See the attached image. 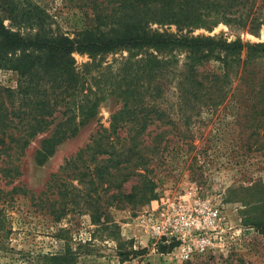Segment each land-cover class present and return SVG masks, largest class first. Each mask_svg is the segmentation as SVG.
Returning a JSON list of instances; mask_svg holds the SVG:
<instances>
[{
	"label": "trees",
	"instance_id": "1",
	"mask_svg": "<svg viewBox=\"0 0 264 264\" xmlns=\"http://www.w3.org/2000/svg\"><path fill=\"white\" fill-rule=\"evenodd\" d=\"M76 1L91 11L94 21L71 36L54 30L47 21L50 15H29L15 0H0V68H11L19 76L17 89L0 86L1 170L6 175L18 173L13 159L23 155L31 138L55 123L37 152V161L43 164L58 144L95 118L103 104L116 99L120 106L112 113L110 126H101L62 167L78 181L70 190L78 197L73 205L88 203L93 222L102 223L115 202L127 206L154 199L150 165L163 135L151 146L145 133L158 123L179 128L171 115L174 106L187 126L200 103L215 104L227 95L235 77L247 91L264 96V70H257L264 62V42L192 34L198 24L221 14L219 0ZM9 12L15 22L23 15L24 23L37 25V30L22 33L8 27L4 14ZM247 20L243 18V25ZM154 24L176 25L180 33ZM75 52L88 53L92 62L78 67ZM110 53L121 55L104 66ZM214 60L222 64L220 70L206 69ZM62 174H54L55 185ZM134 178L136 183L127 192L124 184ZM65 191L61 190L63 196ZM67 205L57 219L67 213ZM73 257L65 252L51 259L54 264H70Z\"/></svg>",
	"mask_w": 264,
	"mask_h": 264
},
{
	"label": "rangeland",
	"instance_id": "2",
	"mask_svg": "<svg viewBox=\"0 0 264 264\" xmlns=\"http://www.w3.org/2000/svg\"><path fill=\"white\" fill-rule=\"evenodd\" d=\"M15 1L29 15H50L47 21L51 22L52 28L71 36L94 21L91 11L76 5L79 2L76 0ZM217 4L221 14L198 24L192 34L264 42L263 0H219ZM11 16L10 12L4 14V22L14 30L26 33L31 28L33 32L38 28L25 24L23 15L19 14L17 22ZM245 17L249 21L243 25ZM153 26L180 33L176 25ZM246 53L244 49L243 58ZM120 55L107 54L103 65L120 58ZM73 56L78 67L93 60L88 53L75 52ZM180 57L183 60L184 54ZM100 58L98 56L96 60ZM220 67L222 64L216 60L205 65L206 69L212 70H220ZM257 67L254 69L264 70V62ZM0 86L17 89L18 73L11 68H0ZM238 86L239 90H235ZM246 88L239 85L235 77L227 95L215 104L209 101L200 103L187 126L174 106L171 115L177 118L179 128L158 126V123L145 133V140L151 146L158 144L163 135L159 153L150 165V177L156 183L154 199L165 191H175L190 184L200 186L205 196L220 203L225 221L232 226L223 249L187 261L264 264V96ZM119 106L116 99L103 104L99 114L81 126L74 136L58 144L43 164L38 163L37 152L43 140L52 134L55 123L31 138L23 155L13 159L18 173L6 175L1 170L3 163L0 159V264H54L51 257L65 252L73 253L70 264L187 262H180L168 254L173 245L160 244L153 248L141 231L138 217L153 198L127 206H118L115 202L109 206V216L104 215L102 223L93 222L88 203L81 201L79 206L73 205L78 197L70 190L73 184L78 185V181L68 174L72 171H63L62 167L90 143L91 136L101 126H110L111 115ZM60 173L63 176L55 185L54 178ZM136 180L124 184L127 192ZM14 186L19 188L13 190ZM64 189L65 196L61 193ZM65 203L69 209L57 219Z\"/></svg>",
	"mask_w": 264,
	"mask_h": 264
},
{
	"label": "built area",
	"instance_id": "3",
	"mask_svg": "<svg viewBox=\"0 0 264 264\" xmlns=\"http://www.w3.org/2000/svg\"><path fill=\"white\" fill-rule=\"evenodd\" d=\"M225 219L220 203L205 196L200 186L190 184L151 201L138 217V225L153 248L173 245L168 254L183 262L227 245L232 226Z\"/></svg>",
	"mask_w": 264,
	"mask_h": 264
}]
</instances>
